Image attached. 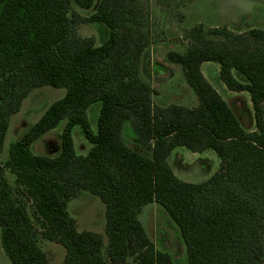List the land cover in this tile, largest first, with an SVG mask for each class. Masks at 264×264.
Returning a JSON list of instances; mask_svg holds the SVG:
<instances>
[{"label": "trees", "instance_id": "1", "mask_svg": "<svg viewBox=\"0 0 264 264\" xmlns=\"http://www.w3.org/2000/svg\"><path fill=\"white\" fill-rule=\"evenodd\" d=\"M0 0V242L11 264H51L39 240L58 243L65 264H174L156 249L139 220L149 203L163 207L186 246L185 264L264 263V30L235 32L197 24L187 45L170 50L197 104H157V91L140 67L153 42L141 0ZM102 22L108 37L96 45L77 33L79 23ZM219 65L231 91H247L254 128L203 76L200 66ZM242 79H239L238 76ZM65 89L39 119L1 149L13 115L34 88ZM99 102L93 131L87 109ZM64 121L60 150L35 154L32 145ZM128 123L133 149L122 132ZM79 125L90 147L74 150ZM213 150L217 171L201 182L179 179L169 164L175 147ZM4 168L14 177L11 185ZM86 190L105 206L104 235L78 230L68 202ZM106 240H105V238ZM131 258V261L128 258Z\"/></svg>", "mask_w": 264, "mask_h": 264}, {"label": "rangeland", "instance_id": "2", "mask_svg": "<svg viewBox=\"0 0 264 264\" xmlns=\"http://www.w3.org/2000/svg\"><path fill=\"white\" fill-rule=\"evenodd\" d=\"M98 1H94L90 10L80 9L74 2L72 8L74 12L88 16L94 12ZM141 2L146 7L153 40L172 44L174 49L171 50L181 51L187 45L184 42V36L191 27L196 25V22L207 27L225 25L235 32L250 28L264 29V0H141ZM77 33L83 37H92L95 44L100 45L108 37V28L102 22L79 23ZM175 67V72L167 82L171 88L180 89V84L185 82L180 67L178 65ZM204 71L208 79L211 80L206 67ZM64 93L65 89L51 86H42L30 91L23 100L20 111L11 118L1 149L2 164L7 159L9 144L18 140L39 119L47 106L61 98ZM154 101L157 104L162 103L161 99L155 95ZM99 109L100 103L96 102L91 104L86 111L93 131H96ZM236 112H238L242 124L245 125L246 113L238 110ZM63 125L64 121H61L55 128L38 139L32 145V152L47 156L57 154L60 150L59 135ZM122 135L129 146L132 143L135 145L134 132L128 123L124 125ZM72 139L75 153L85 155L90 144L85 139L79 125L72 128ZM188 152L184 147H175L171 158L172 166L176 168L177 173L179 172L180 178L186 182H201L217 171L220 159L213 150L201 152L198 158L191 157ZM4 174L9 183L13 185V175L5 168ZM67 211L75 219L78 230L93 231L104 235L105 206L97 196L82 190L68 202ZM138 217L156 249L167 252L174 264L186 263V246L179 228L162 206L157 203L146 204ZM39 243L52 264H65V250L62 245L43 238H40ZM128 260L131 261V258L129 257ZM0 264H11L3 252L1 242Z\"/></svg>", "mask_w": 264, "mask_h": 264}, {"label": "crops", "instance_id": "3", "mask_svg": "<svg viewBox=\"0 0 264 264\" xmlns=\"http://www.w3.org/2000/svg\"><path fill=\"white\" fill-rule=\"evenodd\" d=\"M197 24H201L196 22ZM206 26V25H205ZM207 27V26H206ZM212 27V25L208 26ZM264 30V29H262ZM245 30H239L238 32H243ZM174 49L172 44L166 43L165 41H154L147 49V53L149 54L148 60L144 61L140 67L141 75L144 79H146L152 88L157 91V98L161 99L163 105L169 104L170 102H175L181 104L186 107H193L197 104V98L190 87L185 83L180 84V89H174L168 86V78L175 72V65L174 63L168 62L165 60L166 53ZM206 67L207 72L209 73V77L211 80L208 79L204 68ZM201 72L203 76L208 80V82L217 90L220 94L222 91L221 97L229 104V106L234 110L237 117L239 118L238 110L242 113H246V124H242L243 122L240 120L241 124L248 129L254 128V118H253V110L252 104L250 100L249 93L247 91H231L229 90L225 84L218 78L219 72V65L216 62L206 61L203 62L200 66ZM239 79H242L241 76L237 75ZM217 85V86H216ZM238 104V106H236ZM235 105V107H234ZM135 143V142H134ZM133 146V149H137L141 151V148L135 145L130 144ZM189 151V150H188ZM203 152V151H202ZM201 152H192L189 151L188 154L191 157L198 158ZM173 150L169 156V164L173 169L174 174L181 180L185 181L183 178H180L179 172L174 166H172L171 158H172ZM207 179V178H206ZM204 179V180H206ZM203 181V180H202ZM52 264V263H51Z\"/></svg>", "mask_w": 264, "mask_h": 264}, {"label": "built area", "instance_id": "4", "mask_svg": "<svg viewBox=\"0 0 264 264\" xmlns=\"http://www.w3.org/2000/svg\"><path fill=\"white\" fill-rule=\"evenodd\" d=\"M184 42L186 43V42H187V40L185 39V40H184Z\"/></svg>", "mask_w": 264, "mask_h": 264}]
</instances>
